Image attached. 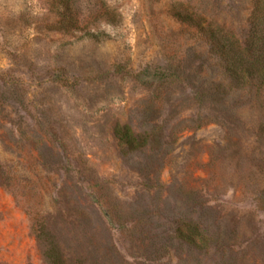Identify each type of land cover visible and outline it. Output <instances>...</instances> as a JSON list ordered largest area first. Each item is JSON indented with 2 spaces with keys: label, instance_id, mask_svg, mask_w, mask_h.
<instances>
[{
  "label": "rangeland",
  "instance_id": "374dc122",
  "mask_svg": "<svg viewBox=\"0 0 264 264\" xmlns=\"http://www.w3.org/2000/svg\"><path fill=\"white\" fill-rule=\"evenodd\" d=\"M77 1L70 35L0 0V264H264V87L199 32L243 40L250 0Z\"/></svg>",
  "mask_w": 264,
  "mask_h": 264
},
{
  "label": "trees",
  "instance_id": "16d2710c",
  "mask_svg": "<svg viewBox=\"0 0 264 264\" xmlns=\"http://www.w3.org/2000/svg\"><path fill=\"white\" fill-rule=\"evenodd\" d=\"M49 8L55 15V29L73 35L82 31L77 0H48ZM194 22L193 17L187 18ZM199 32L216 56L223 72L237 86L258 85L264 87V0H250V10L247 16V31L243 40L235 39L210 23L200 25ZM88 37L91 33H88ZM114 136L125 154L143 148L146 137L135 135L126 125H116ZM37 226V225H35ZM41 227L34 232L42 243ZM180 230V229H179ZM182 238L194 242L193 235L179 231ZM44 255L50 258L51 245L42 243Z\"/></svg>",
  "mask_w": 264,
  "mask_h": 264
}]
</instances>
